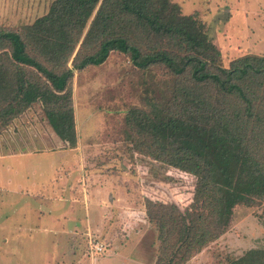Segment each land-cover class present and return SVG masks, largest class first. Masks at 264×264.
<instances>
[{"label": "trees", "instance_id": "obj_1", "mask_svg": "<svg viewBox=\"0 0 264 264\" xmlns=\"http://www.w3.org/2000/svg\"><path fill=\"white\" fill-rule=\"evenodd\" d=\"M113 52L138 69L163 67L176 83L167 103L130 118L146 144L158 133L159 158L201 187L184 211L147 201L157 264H185L225 233L237 206L264 202V56L223 67L205 24L172 0H55L20 32L0 29L3 123L40 102L54 132L75 147L70 82ZM229 264H264V249Z\"/></svg>", "mask_w": 264, "mask_h": 264}, {"label": "rangeland", "instance_id": "obj_2", "mask_svg": "<svg viewBox=\"0 0 264 264\" xmlns=\"http://www.w3.org/2000/svg\"><path fill=\"white\" fill-rule=\"evenodd\" d=\"M172 1L181 7L182 14L196 15L205 24L210 38L221 51L223 67L228 68L232 61L245 55L264 56V0ZM54 2L0 0V29L20 32L47 16ZM175 86L174 78L165 68L138 69L128 55L120 52H113L100 66L74 72L69 88L78 139L71 149L94 147L95 151L87 154L96 161L93 165L105 170L116 181L125 182L122 194V190L119 195L113 193V215L106 219V224L98 228L85 224L78 234L76 250L84 262L100 257L92 255L91 240L103 241L111 249L115 243L123 246L135 238L140 247V260L144 257L145 263L157 264L160 240L156 226L149 222L147 201L175 204L184 211L200 190L191 175L169 167L159 158V134H156L154 145L146 144L143 134L130 118L135 109L150 111L155 105L163 106L172 99ZM54 136L40 102L6 125L0 115V156L26 150L33 154L45 147L55 148L58 142L50 141ZM36 137L42 138V144L25 143ZM45 151L31 155L32 165H39L37 169L29 168L23 176L13 178L11 183L8 181L9 185L0 186V218L6 217L0 227V264H46L54 242L57 246L60 242L66 245L68 233L55 234L54 230L44 227V222H50L45 217L51 213L52 201L48 199L55 197L53 190L60 180H53L48 186V195L44 191L41 198L25 191L18 192L23 187L29 189L30 185L20 178H35L34 170L41 168L44 171V167L56 166L62 160L60 152ZM48 172L44 171L45 174ZM118 196L119 201H116ZM119 211L121 217H118ZM23 213L27 220H23ZM20 225L24 228L23 234L16 233ZM55 229L58 231L60 227L56 225ZM261 249H264V202L256 201L252 205L237 206L225 233L185 264H229L250 250ZM63 251L69 253L66 246ZM57 258L58 255L50 264H60ZM62 260L67 261V258ZM114 261H117L114 264H121L118 258Z\"/></svg>", "mask_w": 264, "mask_h": 264}, {"label": "crops", "instance_id": "obj_3", "mask_svg": "<svg viewBox=\"0 0 264 264\" xmlns=\"http://www.w3.org/2000/svg\"><path fill=\"white\" fill-rule=\"evenodd\" d=\"M55 135L54 140H50L54 143L58 142V144L55 143V148L50 149L49 147H45L43 149L41 147L42 149L33 154L26 150L21 153L16 151V153H13L14 155L0 156V160H3L0 161V186H4L6 184L9 185L13 178L15 179L26 174L27 169H37L39 167L38 164L32 165L34 161L30 160L31 155L41 154L45 150V152H60L62 160L60 159L58 165L44 167L45 173L49 170L48 174H45L40 168L38 171L34 170L35 178L25 176L20 178L22 181L30 182V185H28L29 189L25 190L23 187V189L18 191H25L28 194L32 193L33 197L41 198L44 195L41 194L42 192L45 191V194L49 192L48 186L51 183L59 182L60 180V184L53 190L55 197L53 196V198L48 199V201H52L50 207L51 213H47L45 217L50 222H44V227L48 228V230H54L55 234L62 232L65 235L68 233V236L65 239L66 245L60 242L57 246V243L54 242L53 249L50 250L52 255L46 259V264H50L56 255H58L57 262H60V264H85L86 262L91 264H114L117 263V261H114L116 258L121 260V264H147L144 261V257L141 260L139 258L140 247L135 238L128 240L123 246L116 245V243L113 244L111 249L109 247V254L99 255L100 257L97 256L95 259H92V262H84L81 259V253L76 250V238L78 234L82 232L85 224L94 225L96 228L104 225V223L106 224V219L113 215V208H111V203L114 201L113 193L119 195V192L122 190L120 193L122 194L125 182L124 180L116 181L105 170L93 165L96 161L93 160L94 158H91L92 160L88 158L87 154L94 152V147L82 148L80 146L73 150L68 142L61 140L56 133ZM41 139V137H36V139L26 140L25 143L28 145L42 144L43 140ZM54 149L57 150L54 151ZM82 151H84L83 154ZM87 167L90 168L88 169ZM52 187L54 188L55 186L52 185ZM112 189L113 191H111ZM37 194L41 195L38 196ZM116 201H119V196ZM121 216L122 213L119 211L118 217ZM5 218H0V227L4 224ZM22 218L23 220H27L25 213L22 214ZM69 224L72 225V228H68ZM56 225L61 230L57 231L55 229ZM23 231L24 228L20 225L16 233L23 234ZM6 241L7 239L5 238ZM65 246L70 254L64 253ZM56 247L59 249L55 250ZM65 258H67V261H61V259Z\"/></svg>", "mask_w": 264, "mask_h": 264}, {"label": "built area", "instance_id": "obj_4", "mask_svg": "<svg viewBox=\"0 0 264 264\" xmlns=\"http://www.w3.org/2000/svg\"><path fill=\"white\" fill-rule=\"evenodd\" d=\"M90 247L92 255H103L109 250V246L107 245V243L103 241L100 242L99 240H91Z\"/></svg>", "mask_w": 264, "mask_h": 264}]
</instances>
